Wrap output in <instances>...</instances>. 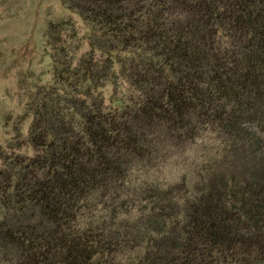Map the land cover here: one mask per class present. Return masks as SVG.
<instances>
[{
    "label": "trees",
    "instance_id": "1",
    "mask_svg": "<svg viewBox=\"0 0 264 264\" xmlns=\"http://www.w3.org/2000/svg\"><path fill=\"white\" fill-rule=\"evenodd\" d=\"M62 3L89 49L31 94L34 152L0 151V264H264V0Z\"/></svg>",
    "mask_w": 264,
    "mask_h": 264
},
{
    "label": "rangeland",
    "instance_id": "2",
    "mask_svg": "<svg viewBox=\"0 0 264 264\" xmlns=\"http://www.w3.org/2000/svg\"><path fill=\"white\" fill-rule=\"evenodd\" d=\"M88 49L87 26L62 0H0V151L24 155L34 152L27 139L31 115L26 104L31 94L38 86L53 83L55 57L74 64ZM117 71L114 65L113 75ZM99 90L108 104L112 98L131 96L130 87L120 76L104 82ZM211 137L175 149L160 167L162 181L186 170L204 168L203 155L218 142ZM125 201L129 209L137 204ZM142 204L144 201L139 207Z\"/></svg>",
    "mask_w": 264,
    "mask_h": 264
}]
</instances>
